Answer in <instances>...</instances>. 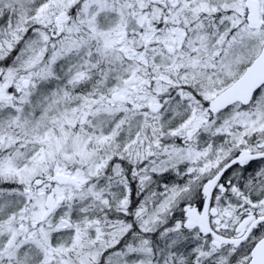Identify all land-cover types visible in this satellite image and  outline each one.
<instances>
[{
    "label": "snow or ice",
    "instance_id": "snow-or-ice-1",
    "mask_svg": "<svg viewBox=\"0 0 264 264\" xmlns=\"http://www.w3.org/2000/svg\"><path fill=\"white\" fill-rule=\"evenodd\" d=\"M0 264H264V0H0Z\"/></svg>",
    "mask_w": 264,
    "mask_h": 264
}]
</instances>
